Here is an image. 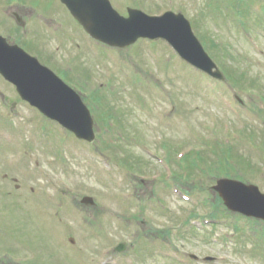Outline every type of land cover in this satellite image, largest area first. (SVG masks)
Wrapping results in <instances>:
<instances>
[{"label": "rangeland", "instance_id": "374dc122", "mask_svg": "<svg viewBox=\"0 0 264 264\" xmlns=\"http://www.w3.org/2000/svg\"><path fill=\"white\" fill-rule=\"evenodd\" d=\"M111 1L121 13H124L127 5L138 6L148 13L169 9V6L184 11L182 14L193 25L195 35L218 67L229 76L228 82L231 85L200 78L191 66L170 55L171 51L161 45H156L153 50V54L158 57L156 64L146 53L148 49L142 42L117 51L121 61L116 64L108 61L107 52L86 36L82 35L80 38L77 35L69 40L68 29L75 31L74 24H70L66 30L59 28L62 40L51 43V50L47 49V61L72 79L74 76L77 85L93 92H98L99 80L104 81L107 75L111 76L110 90L113 92L115 89V92L104 91V95L99 97L107 103V115L118 119L121 128L118 130L114 127L116 130L111 139L117 138L120 147L113 140H109L112 143L110 145L107 141H98L97 145L88 146L72 143L68 137L59 135L57 138L61 142H69V145H62L64 152L69 154V168L61 158L52 153L53 147L49 143L57 145L55 140L43 142L45 149L35 153L33 159H39L46 165L41 173L47 179L34 174L30 175L29 180L32 181L30 186L36 190L45 189L46 192L39 194L42 198L33 196L31 201L25 203L17 198L0 200L1 207L8 210L9 215H14V218L8 217L0 221V258L9 260L30 253L34 264H92L95 261L93 257L103 256V251L112 250L123 243L128 254L125 257L133 256L137 264H178L171 259L174 254L168 248L161 251L164 254L161 253L160 257L158 248L149 246L141 238L144 234L151 235V232L149 242H160L162 240L158 239L155 232L161 230L171 232V240L168 238L171 244L179 251L178 255L191 264H200L191 261V255L200 257L199 261H202L203 255L217 258L216 262L208 264H264V245L258 243V238H252L249 233L246 236L239 234L235 225L232 228L222 219L211 224V219L205 218L210 211L209 206L206 205L207 210L202 206L204 199L213 203L217 195L211 191V187L217 179L226 176L258 186L264 193V176L257 173L258 167L264 166V152L251 143L247 145L243 142L247 139L252 141L253 133L258 138L254 139L257 146H262L264 141V101L259 96L264 98V21L259 20V15H264V0H169L171 4H165L161 0ZM47 2L51 3L50 0ZM255 3H261L259 8L253 9ZM14 26L21 35L12 37L18 43L37 51L41 38L27 37L25 30L19 29L14 22L2 19L0 32L11 36ZM30 28L35 29V26L31 24L26 29ZM249 37L254 40L249 41ZM82 38L90 45L88 49ZM43 42L47 43L46 39ZM98 54L100 56L95 58ZM65 66L67 69L62 68ZM95 76L99 77L95 79ZM247 88L254 89L251 91L256 94L242 93ZM235 91L242 96L240 98L243 105L235 103ZM232 106L235 111L231 109ZM214 134L218 136V141L231 137L233 142L229 144V148L219 149L213 146L215 154H204L207 160L204 165L216 166L209 167L213 176L207 175V172L203 176L196 168L187 170L186 177L195 174L203 176L202 181H196L199 184L190 183L193 187L200 186L203 193L192 192V200L187 201L173 190L175 188L171 195L170 191L162 192L159 184L158 187L150 181L157 175L152 173L153 169L162 165L155 162L148 152L144 154L139 144H146L144 149L156 150L159 154H162V148L168 147L175 151L172 152L174 160L175 153L184 148L206 150L205 144L212 142L209 140ZM128 135L133 140L126 143L124 138H128ZM105 138L109 137L106 135ZM3 140L1 139L2 143ZM2 145L4 147L1 148L12 153V157L14 151L21 149L18 136L16 140L12 138L7 147ZM59 145L54 149L56 152ZM107 159L111 165L107 163ZM193 161H198V155H193L185 164L189 167ZM219 161L221 164L216 165ZM175 170L180 171L181 168L176 167ZM134 172H148L150 176H134ZM142 179H145L143 186L136 190V184H140ZM61 189L72 191L65 199L69 198V203L74 207L69 209L70 217H74V220L62 214L48 215L55 211V203L46 199L45 193L55 195ZM84 196L94 198L96 207L80 206L79 201ZM137 197L145 201L146 205H142ZM218 204L221 206L219 200ZM31 206L34 207L30 209ZM64 208L61 209L63 214ZM193 208L197 209L198 218L184 224L188 211ZM226 212L227 217L220 214V218L235 216L239 220L232 217V222H237L239 228L246 226L244 218L228 213L227 210ZM33 214L31 219L27 217ZM77 214L83 216L77 217ZM81 217L86 219V226L79 224H82L78 221ZM193 222L196 230L191 229ZM182 224L184 225L181 226ZM247 224L264 241V227H252L250 221ZM97 225L100 227L96 230ZM176 227H180V234ZM90 228L95 232L92 233ZM68 230L71 237L76 238L75 241L79 240L76 244L81 251L86 252L71 256L65 250L61 233ZM117 264H120L119 261Z\"/></svg>", "mask_w": 264, "mask_h": 264}, {"label": "water", "instance_id": "95a60500", "mask_svg": "<svg viewBox=\"0 0 264 264\" xmlns=\"http://www.w3.org/2000/svg\"><path fill=\"white\" fill-rule=\"evenodd\" d=\"M102 3L92 10L93 18H99L97 25L95 19H81L95 38L112 46L123 47L133 44L142 36L166 37L183 57L210 71L206 63L207 56L191 34L190 25L182 17L169 16L158 23L147 22L136 15L124 20ZM0 71L16 83L23 97L46 116L58 121L78 137L92 139V120L79 97L53 82L54 79L40 68L27 64V59L18 51H0ZM216 189L230 209L264 220V196L256 187L227 180L221 181Z\"/></svg>", "mask_w": 264, "mask_h": 264}, {"label": "flooded vegetation", "instance_id": "af4514ba", "mask_svg": "<svg viewBox=\"0 0 264 264\" xmlns=\"http://www.w3.org/2000/svg\"><path fill=\"white\" fill-rule=\"evenodd\" d=\"M42 58H43V60H44L45 62H47V59H46L45 57L42 56ZM8 96H9V98H10V95H9V94H8V95H6V94H3V95H2V102H3V103H9V101H8Z\"/></svg>", "mask_w": 264, "mask_h": 264}]
</instances>
